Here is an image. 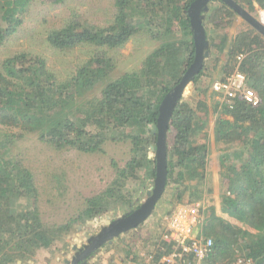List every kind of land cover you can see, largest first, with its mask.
Masks as SVG:
<instances>
[{"label":"trees","instance_id":"16d2710c","mask_svg":"<svg viewBox=\"0 0 264 264\" xmlns=\"http://www.w3.org/2000/svg\"><path fill=\"white\" fill-rule=\"evenodd\" d=\"M30 1L0 0V45L22 24ZM192 1L113 0L115 12L108 25L77 18L50 30L47 40L58 49L71 50L84 44L97 47L65 79L59 78L48 67L45 57L39 55L18 52L2 61L0 264L40 260L36 256L38 251L43 253L59 244L68 247V236L89 220L139 206V193L156 176V159L149 154L156 146L157 132L153 128L159 106L194 59L188 15ZM236 1L251 13L264 8V0ZM209 4V10L203 12L208 39L209 30L219 28L231 10L223 0ZM137 35H149L160 44L138 68L112 78L115 62L108 50L124 46ZM240 51L246 52L240 68L260 102L251 105L239 100L233 109L215 107L220 114L214 140L222 151L214 163L219 182L227 188L219 193L221 212L214 210L205 226L206 234L214 239L210 264H231L241 256L264 264V37L251 27L225 41L224 73L235 69ZM204 69L205 65L193 80L195 90ZM99 84L101 95L91 96L90 92ZM201 121L198 105L183 95L174 108L168 133V176L161 199H167L172 190V200L166 216L178 204L191 203L193 192L200 193L203 188L206 168L204 146L199 140ZM14 129L23 132L17 134ZM28 131L37 132L40 141L56 150L75 148L86 153L104 152L108 140L129 141L130 157L123 165L112 160L113 179L99 192L85 197L76 215L48 224L42 218L32 170L18 155L10 154L14 142L10 134L22 137ZM150 234L154 248L160 242L161 232ZM240 234L255 241H244ZM138 256L131 257L135 264H146Z\"/></svg>","mask_w":264,"mask_h":264},{"label":"rangeland","instance_id":"374dc122","mask_svg":"<svg viewBox=\"0 0 264 264\" xmlns=\"http://www.w3.org/2000/svg\"><path fill=\"white\" fill-rule=\"evenodd\" d=\"M260 10L262 9L253 14L260 18ZM114 12L113 0H63L60 2L31 0L28 10L23 15L22 24L0 45V64L5 58L15 53L27 52L34 56L45 57L48 67L59 78L65 79L72 76L96 52L97 47L84 44L71 50L58 49L48 42L49 31L60 28L69 20L77 18L105 26L112 22ZM251 27L244 18L231 9L219 28H211L208 40L210 43L213 41L214 46L210 48V53L205 59V69L202 78L198 81V89L195 90L197 86L192 82L185 93V96L200 108L202 121L199 140L203 143L205 153L206 175L203 188L200 193L193 192L192 198L193 200L202 198L206 201L210 218L214 216V210H221L219 193L226 188L224 182H219L217 165L214 163L222 151V146L214 140L215 123L220 110L215 108L217 104L213 99L211 84L227 73L223 71L226 57L222 54V46L225 41L232 40L238 32ZM159 44V40L150 38L149 35H137L124 46L109 49L108 53L115 62L110 76L115 78L128 70L138 68L147 54ZM209 75L212 77L208 85L202 87L200 81H207ZM101 91L102 86L99 84L90 92V95L100 96ZM14 130L17 134L23 132L20 129ZM10 137L14 141L11 142L10 154L18 155L33 172L39 189L42 218L48 224L63 222L76 215L83 207L85 197L99 192L113 179L112 160L123 165L130 157L129 141L108 140L104 145V152L86 153L75 148L56 150L40 141L38 133L33 131L24 132L22 137L12 133ZM150 153H154V150ZM152 185L153 182L146 190L144 189V192L139 193V205L146 199L147 190ZM171 192L172 190H169L167 199L159 200L146 221L137 228L120 234L111 243L103 244L91 257H88L84 264H135L136 261L131 257H139L141 251L146 252L152 249L150 233L161 232L162 221L166 217L165 212L171 205ZM124 213L126 212H111L89 220L68 236V247H61L59 244L43 253L38 251L36 256L40 260L33 259L24 264H67L66 260L72 261L78 252L89 244V237L97 235L103 226ZM199 226V224L195 226L194 234L198 232ZM239 237L249 243L255 241L243 234ZM18 264H21V261Z\"/></svg>","mask_w":264,"mask_h":264},{"label":"water","instance_id":"95a60500","mask_svg":"<svg viewBox=\"0 0 264 264\" xmlns=\"http://www.w3.org/2000/svg\"><path fill=\"white\" fill-rule=\"evenodd\" d=\"M211 1L193 0L188 7L195 55L181 79L165 95L159 106L157 123L153 128L157 132L156 146L154 153L149 154L150 157L154 156L156 159V176L153 185L147 190L146 199L137 208L111 220L108 225L102 227L97 235L89 237V244L85 246L83 252L75 256L72 261L66 260L67 264H79L80 261H84L83 263L87 262L88 257L103 244L111 243L120 234L137 228L150 217L161 199L166 188L168 176V133L171 116L178 101L185 95L195 76L202 70L205 59L210 53V42L203 23V12L209 10ZM223 1L264 37V22L262 19L248 11L236 0Z\"/></svg>","mask_w":264,"mask_h":264},{"label":"built area","instance_id":"2783aa9c","mask_svg":"<svg viewBox=\"0 0 264 264\" xmlns=\"http://www.w3.org/2000/svg\"><path fill=\"white\" fill-rule=\"evenodd\" d=\"M263 16L264 9L260 10V19L263 20ZM245 56L246 52H238L235 69L212 82L213 99L219 108L233 109L239 100L259 104L258 93L248 85V76L240 68ZM208 218L209 207L202 198L176 206L162 221L160 242L149 251H141L140 256L146 264H210L214 239L205 231ZM197 224L199 230L194 234ZM231 264H256V261L241 256Z\"/></svg>","mask_w":264,"mask_h":264},{"label":"crops","instance_id":"0c3cea01","mask_svg":"<svg viewBox=\"0 0 264 264\" xmlns=\"http://www.w3.org/2000/svg\"><path fill=\"white\" fill-rule=\"evenodd\" d=\"M210 77H212V75H209L208 77H207V81H205V80H201L200 81V83L202 84V87H205V85H208V82H209V79H210ZM211 220V218H210V216H209V218H208V222Z\"/></svg>","mask_w":264,"mask_h":264},{"label":"flooded vegetation","instance_id":"af4514ba","mask_svg":"<svg viewBox=\"0 0 264 264\" xmlns=\"http://www.w3.org/2000/svg\"><path fill=\"white\" fill-rule=\"evenodd\" d=\"M82 252H83V250H82V251H79L78 254H81ZM89 257H90V256H89Z\"/></svg>","mask_w":264,"mask_h":264},{"label":"bare ground","instance_id":"6f19581e","mask_svg":"<svg viewBox=\"0 0 264 264\" xmlns=\"http://www.w3.org/2000/svg\"><path fill=\"white\" fill-rule=\"evenodd\" d=\"M263 21H264V16H263Z\"/></svg>","mask_w":264,"mask_h":264}]
</instances>
